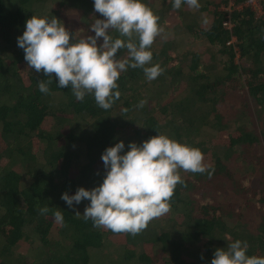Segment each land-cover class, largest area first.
Listing matches in <instances>:
<instances>
[{
	"label": "trees",
	"instance_id": "1",
	"mask_svg": "<svg viewBox=\"0 0 264 264\" xmlns=\"http://www.w3.org/2000/svg\"><path fill=\"white\" fill-rule=\"evenodd\" d=\"M46 1L0 0V264H211L217 248L236 240L264 257V14L232 9L228 45L218 8L227 0L178 10L173 0H142L162 29L146 66L164 71L149 81L129 67L117 81L119 99L104 110L93 95L78 101L70 85L58 87L54 74L49 92L39 91L38 81L51 78L29 68L17 45L25 21L55 17L76 43L104 19L94 0ZM158 134L198 148L206 171L179 170L171 210L139 234L94 227L83 217L90 201L69 208L61 199L103 182L106 148L122 141L123 155Z\"/></svg>",
	"mask_w": 264,
	"mask_h": 264
},
{
	"label": "clouds",
	"instance_id": "2",
	"mask_svg": "<svg viewBox=\"0 0 264 264\" xmlns=\"http://www.w3.org/2000/svg\"><path fill=\"white\" fill-rule=\"evenodd\" d=\"M182 3L189 8H200L198 0H173L172 7L178 10ZM94 11L104 17L90 25L94 36L72 43V35L57 18L32 15L25 21V30L17 37V45L23 49L29 68L51 78L38 81L40 92H49L48 85L54 74L57 86L70 85L78 101L91 94L96 104L107 110L119 99L117 81L129 67L142 68L149 81L163 73L159 64L146 66L152 61V52L148 49L162 29L159 17L142 0H94ZM113 30L118 33L115 38L110 35ZM99 38L103 43L98 46ZM121 49L127 50V57L117 59ZM144 104L142 100L139 106ZM124 148L121 141L102 153L107 172L99 186L91 190L80 187L72 196L63 193L61 199L69 208L82 200L90 201L83 217L91 219L94 227L137 235L150 221L171 210L175 188L183 184L179 170L203 173L206 167L198 148L161 134L143 141L140 146L129 143V150L121 155ZM39 211L46 214L49 208L45 206ZM54 219L63 225L61 211L54 212ZM246 250V244L236 240L227 250L217 248L211 264H264V257L249 256Z\"/></svg>",
	"mask_w": 264,
	"mask_h": 264
},
{
	"label": "built area",
	"instance_id": "3",
	"mask_svg": "<svg viewBox=\"0 0 264 264\" xmlns=\"http://www.w3.org/2000/svg\"><path fill=\"white\" fill-rule=\"evenodd\" d=\"M242 6L249 7L254 12L255 16H259L261 13L264 14V11L261 9L259 4V0H243L241 3L237 4H234L231 0H227L225 4H220L218 8L226 11L221 24L228 30L230 34V39L226 41L228 45H234L235 41V38L231 35L232 23L229 19V12L232 9H240ZM234 48L236 50V47ZM236 56H238V54Z\"/></svg>",
	"mask_w": 264,
	"mask_h": 264
},
{
	"label": "rangeland",
	"instance_id": "4",
	"mask_svg": "<svg viewBox=\"0 0 264 264\" xmlns=\"http://www.w3.org/2000/svg\"><path fill=\"white\" fill-rule=\"evenodd\" d=\"M51 1H52V0L46 1L44 7L47 8L49 5L51 6V4H52ZM179 35H180V34H177L176 37H178ZM183 48L185 49V48H186V45H184ZM198 48H199V47H198ZM200 48H203V49H204V46H203V47L200 46ZM236 57H237V56H236Z\"/></svg>",
	"mask_w": 264,
	"mask_h": 264
}]
</instances>
